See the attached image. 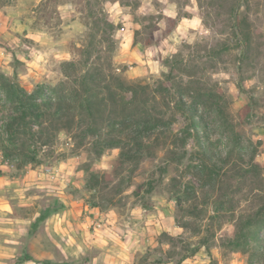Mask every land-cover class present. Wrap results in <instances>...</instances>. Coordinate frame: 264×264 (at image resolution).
Returning a JSON list of instances; mask_svg holds the SVG:
<instances>
[{
	"label": "rangeland",
	"instance_id": "obj_1",
	"mask_svg": "<svg viewBox=\"0 0 264 264\" xmlns=\"http://www.w3.org/2000/svg\"><path fill=\"white\" fill-rule=\"evenodd\" d=\"M87 71L127 118L4 142L0 264H264V0H0L3 138V79L41 102Z\"/></svg>",
	"mask_w": 264,
	"mask_h": 264
},
{
	"label": "trees",
	"instance_id": "obj_2",
	"mask_svg": "<svg viewBox=\"0 0 264 264\" xmlns=\"http://www.w3.org/2000/svg\"><path fill=\"white\" fill-rule=\"evenodd\" d=\"M243 38L248 41V34L243 33ZM66 65H72V63H66ZM168 76L169 74H167V77ZM103 80L104 78H94L93 75L87 71L81 77L80 92L78 91L79 89L75 88L68 93L70 96H64L61 95L62 92L59 90L55 97H48L47 99L38 102V100H40L39 98H41V88L32 92H27L13 82L3 79V84L6 87V95L14 108V114H12L4 124L6 137L3 138L0 134V150H2L3 157H8V147L4 142L16 143L18 140H23L26 142L28 141L33 145V148L30 151V160H35L36 149L39 147V144L40 146L45 145L49 139L47 128L44 126L43 120L46 114L55 113L59 116L61 114H74L73 110L82 111L85 112L90 119L87 126L91 129H97L103 123L107 127L114 128L118 122L126 120L127 115H124L125 113L115 112L116 110H114V107L112 106L108 108L107 99L98 94ZM116 81L119 84V87L130 90L132 93L127 104L135 103L138 100V84L124 83L119 79H116ZM72 95H74V98H71ZM114 103L115 102H113L112 105H115ZM112 115H114V117L116 115L121 121L114 118ZM34 125L38 128L36 131L33 130ZM108 146L120 148L118 159L121 163L129 153V148L124 149V147L113 145V143H110Z\"/></svg>",
	"mask_w": 264,
	"mask_h": 264
}]
</instances>
